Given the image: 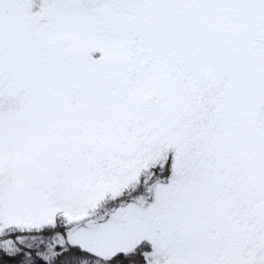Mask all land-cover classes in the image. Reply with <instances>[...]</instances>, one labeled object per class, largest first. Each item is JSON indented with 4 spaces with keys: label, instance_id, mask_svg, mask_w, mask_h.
<instances>
[{
    "label": "snow or ice",
    "instance_id": "snow-or-ice-1",
    "mask_svg": "<svg viewBox=\"0 0 264 264\" xmlns=\"http://www.w3.org/2000/svg\"><path fill=\"white\" fill-rule=\"evenodd\" d=\"M0 264H264V0H0Z\"/></svg>",
    "mask_w": 264,
    "mask_h": 264
}]
</instances>
